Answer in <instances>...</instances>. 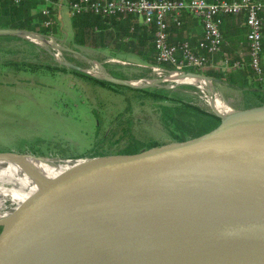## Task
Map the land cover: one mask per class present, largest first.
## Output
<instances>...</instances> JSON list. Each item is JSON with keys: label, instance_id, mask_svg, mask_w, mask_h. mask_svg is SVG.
Masks as SVG:
<instances>
[{"label": "water", "instance_id": "95a60500", "mask_svg": "<svg viewBox=\"0 0 264 264\" xmlns=\"http://www.w3.org/2000/svg\"><path fill=\"white\" fill-rule=\"evenodd\" d=\"M25 34L42 40L43 45L31 42L52 55L46 34L0 28V35ZM51 39L61 51L86 58L73 45L56 43L63 39ZM53 59L86 74L96 72ZM88 62L102 68L101 80L114 84L143 89L166 82L162 77L133 86L132 78L114 77L100 61ZM170 72L209 79L215 92L212 81H221L194 71L165 73ZM233 109L237 114L227 119L213 112L219 121L199 132L113 152L15 153L55 164L82 162L24 202L21 214L11 198L4 200L0 264H49L40 251L48 234L80 227L108 234L109 239L102 237L115 264H264V105Z\"/></svg>", "mask_w": 264, "mask_h": 264}, {"label": "rangeland", "instance_id": "374dc122", "mask_svg": "<svg viewBox=\"0 0 264 264\" xmlns=\"http://www.w3.org/2000/svg\"><path fill=\"white\" fill-rule=\"evenodd\" d=\"M66 10H60L64 24L60 21L55 34L64 40V46L70 47L71 33ZM31 41L44 44L42 40L12 35L0 39V152L9 154L3 156L9 160L8 166L15 162L34 166L51 162L30 156H15V153L69 157L87 154L96 149L113 152L132 142L148 144L169 139L170 135L162 123L158 109L160 105L172 103L156 99L148 91L168 90L170 95L180 98L182 102L213 113L208 93L195 85L166 81L143 88L146 91L124 86L111 88L85 79L68 67V70H60L59 67L64 66L59 65L45 48ZM33 47L35 52L31 51ZM73 47L86 55V58L78 61L71 60L83 68L97 70L88 62L89 59L100 61L106 71L112 69L122 73V76L124 74L132 78L131 80L156 79L167 75L143 66L144 63L135 58H126L107 49ZM64 56L70 60L69 52ZM8 60L46 63L50 65V70L46 74H41V69H36L35 73H14L2 66ZM99 71L100 75H87L101 80L99 77L104 72L100 67ZM212 82L216 93L234 108L236 102L228 94L231 91L225 89V92H220L221 83ZM196 122L198 127H208L211 119L206 117ZM72 241L73 236L69 233H61L58 240L46 238L40 249L43 258L69 246Z\"/></svg>", "mask_w": 264, "mask_h": 264}, {"label": "built area", "instance_id": "2783aa9c", "mask_svg": "<svg viewBox=\"0 0 264 264\" xmlns=\"http://www.w3.org/2000/svg\"><path fill=\"white\" fill-rule=\"evenodd\" d=\"M62 8H66L70 16L86 13L107 17L117 14L137 16L140 23L154 28L156 63L151 64V70L159 73L168 70L203 73L208 68H216L213 57L221 51L223 44V19L226 16L242 15L246 27L248 59L231 61L230 58L224 57L219 65L221 70L226 71L248 67L260 87L264 86V0H42L38 11L46 18L41 24H56L59 19L57 11ZM186 15L197 19L202 25L203 34L196 47L187 40L176 43L169 41V25L172 23L180 27ZM46 35L52 55L47 53L53 58L68 60L64 56L66 52L54 45L51 39L52 36L60 37L50 33ZM56 43L63 45L62 41ZM70 54L83 59L78 54Z\"/></svg>", "mask_w": 264, "mask_h": 264}, {"label": "trees", "instance_id": "16d2710c", "mask_svg": "<svg viewBox=\"0 0 264 264\" xmlns=\"http://www.w3.org/2000/svg\"><path fill=\"white\" fill-rule=\"evenodd\" d=\"M67 1L70 2L72 0ZM41 3L42 0H19L18 2H15L14 0H0V28L26 29L43 34L50 33L56 35L55 33L58 23L57 25L54 24L52 26H43L41 24L46 18L38 11ZM53 14H55V11ZM69 26L72 33L69 42L72 45L93 49H107L112 53L121 56H134L144 64L151 65L156 63V54L153 43L154 28L140 23L135 15L117 14L107 17L91 13L74 14L69 17ZM179 29L180 27H177L172 23L169 25L168 32L169 41L171 43L184 40L177 39V35H174L173 37V34H177ZM187 41H189L193 47L197 46L198 40ZM245 43L247 45L246 41ZM2 66L7 67L14 73H35L36 69H41V74H46V72L50 70V65L46 63L37 64L28 61L8 60L5 61ZM59 69L68 70L66 67L62 66H60ZM70 71L79 74L85 79L95 81L111 88L118 89V87L124 86L96 79L73 69H70ZM108 73L117 78H128L124 74L122 76L120 75L122 73H118L112 69L108 70ZM203 73L222 79L232 86L241 88L247 99L252 98L257 101V103L255 102V106L264 105V94L258 89L260 88V84L256 81L254 73L248 67L230 71L207 69ZM124 87L133 90L146 91L145 89H135L128 86ZM148 92L156 99H165L172 103V105L167 106L160 105L158 109L162 123L171 137L179 138L190 133L199 132L213 126L219 121V118L215 114L196 105L182 102L180 98L170 95L168 90ZM206 117L211 119V123L207 125L208 127H198L196 121L199 119H205ZM136 145L138 144L132 142L131 144H128L126 148H131ZM32 152L37 153L34 150H32Z\"/></svg>", "mask_w": 264, "mask_h": 264}, {"label": "bare ground", "instance_id": "6f19581e", "mask_svg": "<svg viewBox=\"0 0 264 264\" xmlns=\"http://www.w3.org/2000/svg\"><path fill=\"white\" fill-rule=\"evenodd\" d=\"M23 37L25 39L40 40L28 34L23 35ZM93 75H100L99 67ZM167 75L168 77H166ZM167 75H165L164 78L171 83L192 84L205 90L208 93V102L211 111L220 115L222 118L227 119L237 114V112L214 91L209 79L192 77L177 72H170ZM103 77H106L105 74L100 78ZM135 80L137 81L134 82ZM135 80H129L128 83L137 87L153 84V81L149 79ZM7 155L9 154L0 153V208L3 206L4 200L11 198L17 205L15 210L20 212L19 214L23 213L25 209L24 206H22L24 202H29L31 199L35 198L56 179H59L68 171L79 166L82 162L77 161L73 164L65 160L56 162V164L50 162V164L42 166L25 164V162H15L12 166H8L9 160L3 158V156ZM84 228L85 227H80L71 230L68 228L64 231L50 232L48 234L50 239L58 240L61 233H69L73 236V241L69 246L43 259L49 264H115V258L107 253L109 242L104 238L109 239L108 234L100 230L94 233ZM97 242L101 244V247L97 245ZM83 249L87 251L85 255L81 256L80 251Z\"/></svg>", "mask_w": 264, "mask_h": 264}, {"label": "crops", "instance_id": "0c3cea01", "mask_svg": "<svg viewBox=\"0 0 264 264\" xmlns=\"http://www.w3.org/2000/svg\"><path fill=\"white\" fill-rule=\"evenodd\" d=\"M60 12L61 11H57L58 18H59L57 20V23L60 24V21H61V24H64L62 13L60 14ZM67 15H68V13H67ZM69 17H70V15H68V20H69ZM221 31L223 32L222 33L223 44L221 47V51L219 53L215 54L213 57V60L215 61L217 67L216 68H208L210 70L211 69H214V70L220 69L221 70L219 63L221 62V60L224 57L230 58L231 61L240 60V59H243V60L248 59V48H247V45L245 43V41H246V38H245L246 27L244 25V17L242 15H240V16H228V17L224 18L223 23L221 25ZM70 33H71V28H70ZM202 34H203V29H202L201 23L197 19H195L189 15H186L183 19V24L180 26L179 32L177 34H173V37H174V35H177L178 36V37H176L177 39L194 40L195 41V40H199L202 37ZM5 36L6 35H0V39H2L3 37L5 38ZM263 45H264V42H263ZM74 46H76V45H74ZM80 47H83V46H80ZM85 48H88V47H85ZM31 51L35 52L34 47H33V49H31ZM70 55H71L70 60H74V61L80 60V59L74 57L72 54H70ZM123 57H126V58L130 57V58L137 59L136 57L130 56V55H126V56L123 55ZM128 78H130V77H128ZM220 80H221L220 83L222 85V86L220 85V87H222V88L219 89V91L225 92L224 91L225 89L231 91L230 93L228 92V94H229L230 98L232 99V101L236 102V104L233 105V107L235 109H244V108H249V107L256 105L257 101L253 100L252 98H251L252 100L247 99L246 95L243 93V90L241 88H239L237 86H232L222 79H220ZM258 89L262 94H264V86H262Z\"/></svg>", "mask_w": 264, "mask_h": 264}]
</instances>
